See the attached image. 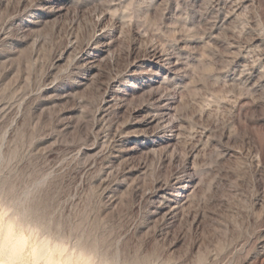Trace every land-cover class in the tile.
I'll use <instances>...</instances> for the list:
<instances>
[{"label": "rangeland", "instance_id": "1", "mask_svg": "<svg viewBox=\"0 0 264 264\" xmlns=\"http://www.w3.org/2000/svg\"><path fill=\"white\" fill-rule=\"evenodd\" d=\"M0 261L264 264V0H0Z\"/></svg>", "mask_w": 264, "mask_h": 264}, {"label": "clouds", "instance_id": "2", "mask_svg": "<svg viewBox=\"0 0 264 264\" xmlns=\"http://www.w3.org/2000/svg\"><path fill=\"white\" fill-rule=\"evenodd\" d=\"M10 233H16V235L25 243H32V238L29 236L26 230L20 231L16 229L14 224L9 225ZM48 264H60L57 261H49Z\"/></svg>", "mask_w": 264, "mask_h": 264}, {"label": "bare ground", "instance_id": "3", "mask_svg": "<svg viewBox=\"0 0 264 264\" xmlns=\"http://www.w3.org/2000/svg\"><path fill=\"white\" fill-rule=\"evenodd\" d=\"M3 257H5V256H3ZM0 263H1V261H0ZM3 264V263H2Z\"/></svg>", "mask_w": 264, "mask_h": 264}]
</instances>
